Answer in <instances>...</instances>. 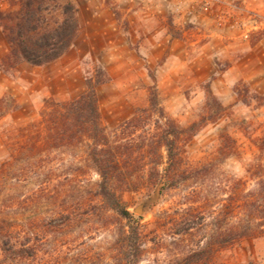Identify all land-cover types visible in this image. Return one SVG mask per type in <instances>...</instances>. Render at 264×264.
Here are the masks:
<instances>
[{
	"label": "rangeland",
	"instance_id": "1",
	"mask_svg": "<svg viewBox=\"0 0 264 264\" xmlns=\"http://www.w3.org/2000/svg\"><path fill=\"white\" fill-rule=\"evenodd\" d=\"M186 2L60 0V5L71 3L77 9L80 31L61 58L40 67L24 61L13 68L4 65L10 46L0 25V99L6 98L17 105L0 121V164L10 157L8 142L17 139L14 128L39 121L47 100L66 102L77 98L86 91L90 81L101 82L96 88L98 106L112 140L125 142L128 135L122 130L136 116L139 117L134 125L137 128L130 129L135 140L144 132H157L165 122L159 110L164 118L182 129L200 123L192 137L184 135L179 141L183 167L189 172L176 187L170 188L164 182L150 185L146 175L139 189L121 194L131 213L143 218L141 223L148 234L146 253L139 264H172L196 249L208 233L230 225H245L244 202L256 187V177L250 170L260 162L264 168V148L263 153L259 151L264 144V74L254 77L251 83L240 81L229 91L224 85L214 83L228 62L214 60L205 64L197 58L198 52L190 53L183 64L169 62L166 57L155 58L149 52L151 45L145 36L134 34L130 24L133 18L146 19L156 9L157 15L165 19L166 31L179 37L180 25L174 23L173 16L179 20ZM210 4L204 13L213 15L224 7L213 1ZM191 8L188 6L186 10ZM7 10V1L0 0V12ZM137 10L142 15L134 14ZM243 11L244 17H248ZM50 20H61L59 9ZM256 20L261 21L258 17ZM183 26L193 29L191 24ZM153 87L157 90L158 110L150 108ZM217 103L223 110H218ZM226 137L232 142L224 140ZM220 149L228 155L221 154ZM85 150L86 146L57 150L50 161L27 164L21 175L17 169L8 175L10 198L19 194L26 202L19 211L21 218L27 223L32 218L49 223L61 209L78 200L85 202L98 180L89 167ZM208 165L209 170H204ZM76 182L80 183V189ZM149 199L153 203L143 215H138L135 208ZM231 202L235 206L229 213L226 208ZM188 208L199 212L192 220L194 229L189 234L176 235L173 222L181 219ZM104 225L100 221L92 225L96 233L93 244L101 256L106 254L109 241L117 231L116 226ZM86 226L82 221L76 231ZM45 230L53 232L54 227L48 226ZM43 264H72V261L62 257ZM96 264L106 263L101 257ZM207 264H264V236L232 243L218 250Z\"/></svg>",
	"mask_w": 264,
	"mask_h": 264
},
{
	"label": "trees",
	"instance_id": "2",
	"mask_svg": "<svg viewBox=\"0 0 264 264\" xmlns=\"http://www.w3.org/2000/svg\"><path fill=\"white\" fill-rule=\"evenodd\" d=\"M6 1L9 10L0 12V25L10 46L3 60L6 67L13 68L22 61L40 67L58 60L71 48L80 31L73 4L60 5V0ZM58 9L61 20L51 22L50 16ZM100 84L99 81L88 82L86 91L71 101L47 100L39 121L14 128L13 135L17 139L8 142L10 157L0 164V264H43L62 257L72 264H96L101 257L106 264H139L146 253L148 234L141 223L143 218L131 213L121 194L139 189L146 175L150 185L164 182L170 188L176 187L189 172L183 167L179 141L184 135L192 137L200 123L182 129L164 118L159 110L165 122L157 132H144L135 140L130 129L137 128L134 125L139 117L136 116L122 130L128 135L126 141L112 140L99 111L96 88ZM217 105L219 111L223 110L222 105ZM158 106L157 90L153 87L150 108L158 110ZM16 108L14 101L0 99V121ZM224 140L232 142L230 137ZM80 146H86L84 154L89 167L98 176L92 194L85 202L78 200L61 209L49 223L38 218L27 223L19 216L26 202L19 194L9 196L8 175L14 169L21 171L27 164L50 161L57 150ZM263 148L264 144L259 148L260 153ZM220 153L228 155L224 149H220ZM209 168L210 165L205 166L204 170ZM252 168L250 173L256 177V187L244 202L245 225H230L208 233L196 249L172 264H207L218 250L232 243L264 236V168L261 162ZM78 170L82 172V168ZM78 182L75 185L80 189ZM234 206L235 202L229 203L227 212H233ZM198 213L193 208L185 210L182 218L173 222L175 234H189ZM82 221L87 226L76 231ZM96 221L104 223L103 227H117L102 256L97 254L93 244L96 233L92 225ZM52 225L53 232L45 230Z\"/></svg>",
	"mask_w": 264,
	"mask_h": 264
},
{
	"label": "crops",
	"instance_id": "3",
	"mask_svg": "<svg viewBox=\"0 0 264 264\" xmlns=\"http://www.w3.org/2000/svg\"><path fill=\"white\" fill-rule=\"evenodd\" d=\"M196 1V2H195ZM220 7L213 15L204 13L202 0H187L178 23L180 36L174 37L166 30L165 19L154 10L146 19L138 16L130 22L134 34L144 35L151 45L155 58L166 57L169 62L188 60L190 53L198 52L202 63L226 61L228 67L219 71L214 83L224 85L229 91L240 81L251 83L254 77L264 74V0H209ZM240 7L234 6L238 5ZM234 3V5H233ZM211 5V4H210ZM248 17H244V11ZM171 9V8H170ZM169 9V10H170ZM201 10L195 14L194 10ZM134 14L142 15L140 10ZM256 17L260 18L258 22ZM183 24L193 25V29Z\"/></svg>",
	"mask_w": 264,
	"mask_h": 264
},
{
	"label": "water",
	"instance_id": "4",
	"mask_svg": "<svg viewBox=\"0 0 264 264\" xmlns=\"http://www.w3.org/2000/svg\"><path fill=\"white\" fill-rule=\"evenodd\" d=\"M153 203V200L152 199H149V200H146V201H143L141 202L136 208H135V212L138 214V215H143L146 210L148 209V207Z\"/></svg>",
	"mask_w": 264,
	"mask_h": 264
},
{
	"label": "built area",
	"instance_id": "5",
	"mask_svg": "<svg viewBox=\"0 0 264 264\" xmlns=\"http://www.w3.org/2000/svg\"><path fill=\"white\" fill-rule=\"evenodd\" d=\"M171 1H172V0H171ZM203 4H204L205 7H207V8H206V11L209 10L210 1H209V0H205V1H203Z\"/></svg>",
	"mask_w": 264,
	"mask_h": 264
}]
</instances>
